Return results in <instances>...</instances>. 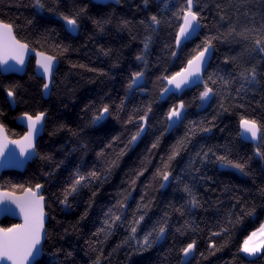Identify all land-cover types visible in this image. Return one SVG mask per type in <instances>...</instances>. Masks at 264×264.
<instances>
[{"label": "snow or ice", "instance_id": "snow-or-ice-1", "mask_svg": "<svg viewBox=\"0 0 264 264\" xmlns=\"http://www.w3.org/2000/svg\"><path fill=\"white\" fill-rule=\"evenodd\" d=\"M123 2L131 4L133 0ZM81 4L62 11L63 0H29L26 7L34 15L26 19V25L37 29L31 42L18 39L17 26L0 18V75L23 72L32 54L43 97L52 94L62 59L75 49L58 42L56 28L37 27L41 21L59 23L66 36L79 35L85 23L96 36L114 28L127 31L135 40L134 25L144 32L142 47L134 56L137 70H129L121 81L123 95L114 99L105 93L109 102L101 99L85 105L88 119L82 126L57 123L47 132L48 109L22 111L15 119L23 122L27 131L10 139L4 123L7 113L0 108V168H22L39 160L47 168L41 179L49 185L0 183V216L21 219L20 223L0 226V264H75V249L61 246L65 237L79 233L81 222L89 219L105 185L145 138L148 143L136 167L125 173L121 186L111 194L114 202L100 207V226L85 241L86 264H112L121 250L130 264L133 256L157 249H163L157 252L158 264H211V258L226 250L230 259L223 264L264 260V222L242 240H233L238 231L246 230V222L264 213V0H135L132 19L103 11L120 6L122 0H81ZM89 5L97 9L95 15L89 14ZM165 28L168 39L161 40ZM89 40L95 44L92 36ZM158 43L162 44L160 54L153 60ZM222 48L228 51L222 52ZM97 52L114 56L110 69H120L117 51L99 45ZM169 65L177 70H170ZM71 67L86 65L71 63ZM88 71L115 80L110 71ZM151 75H155L152 80ZM0 87L9 108L24 103L19 85ZM186 90L195 92L190 100L177 99L162 107ZM137 96L150 99L135 103ZM233 119L234 128L224 123ZM112 121L119 122L125 131L110 135ZM86 129L105 135L92 145ZM45 132L49 137L67 134L66 143L58 150L61 159L43 151ZM168 138L171 142L165 143ZM216 138L223 142H210ZM246 144L251 145V155L237 150L238 145ZM254 159L261 162L259 184L251 167ZM209 166L251 178L255 192L225 184L215 201L204 199L201 190L216 191L205 187L216 184L207 175ZM138 187L137 200L133 194ZM168 190L177 198L167 200L159 213L154 212L158 196ZM221 196H227V206ZM81 197H85L84 207L75 224L64 226L49 215L52 205L68 212ZM197 210L212 220H198ZM46 219L53 223V231L46 228ZM118 230L123 232L122 239L105 254V245Z\"/></svg>", "mask_w": 264, "mask_h": 264}, {"label": "trees", "instance_id": "trees-1", "mask_svg": "<svg viewBox=\"0 0 264 264\" xmlns=\"http://www.w3.org/2000/svg\"><path fill=\"white\" fill-rule=\"evenodd\" d=\"M88 0H83V3H87ZM29 3V0H0V18H4L10 22H13L17 26V38L24 40L26 42H31L36 28H32L26 25V19H32V11L26 7ZM65 8L61 10H66V8H71L74 5H81V0H63ZM135 0L131 4L125 3L122 0L120 6L112 5L110 7L103 8L104 12H115L117 16H124L128 19H132V11L134 10ZM91 9L90 15H95L97 12L96 8H93L89 5ZM170 15V14H169ZM140 17H137L139 19ZM36 23V21H34ZM54 27L58 30L60 35V41L64 44H70L74 51H70L65 59H62L59 71L56 76V87L52 89V94L46 99L41 95L40 91V80L35 75V61L31 59L28 69L23 76L16 75H0V85H12L16 84L21 87L22 100L24 103H18L15 109L9 108L5 104V92L3 87H0V108H2L7 113V118L4 120V123L7 126L8 134L10 138H19L25 130L16 123L15 117H17L22 111H34L41 108L48 109L50 113L49 125L47 132H50L57 123H66L72 128H77L82 126L88 119V116L83 111L85 105L99 103L101 99L104 102H109L105 93H110L115 99L118 95H123V90L121 87L122 79L127 76L129 70H137L135 68L134 56L142 47L140 41L144 35L143 29L138 25H134L132 34L136 35V39L133 40L131 35L127 31L117 32L114 28L104 34L103 36H96L93 32L92 26L88 23H85L82 27L81 32L77 36H66V34L61 30L59 23H45L40 22L37 27ZM89 36H92L95 40V44L89 40ZM161 40L168 39L167 28L160 33ZM103 45L106 48H112L117 51L120 57V69L111 70L110 65L115 59V57H104L97 52V47ZM34 46V45H33ZM162 44H157L154 46L152 59L154 60L156 55L160 54V48ZM192 45L188 46L190 49ZM188 49L185 50L184 55L187 54ZM222 52H227V48H222ZM52 54V53H49ZM184 55L181 57V61H177V64H180L184 58ZM71 63H78L86 65L85 68H72ZM170 70L175 71L176 68H172L170 65ZM215 63L213 64V68ZM88 68H97L103 69L106 72L111 73L115 77V80H110L102 76H98L95 73L89 72ZM212 69L210 68L209 71ZM159 75V73H155ZM155 75L149 77L150 80L155 78ZM151 88V85H149ZM195 95L194 91H185L182 95L173 96L167 102H165L162 107H167L168 104L175 102L177 99H184L185 101L190 100ZM150 97L144 96L136 97L135 103H138L143 100H148ZM118 103V99L116 100ZM131 107V105L129 106ZM195 106H193L194 108ZM211 109L209 110V112ZM200 115H205L201 113ZM224 123L235 126V120H226ZM223 126V125H221ZM134 130V129H133ZM87 132V139H89L92 145H95L99 142L101 138L104 137L105 133L96 130H85ZM125 129L119 122L112 121L109 125V134L116 135L123 133ZM47 132L44 133L41 143L43 144V151L52 153L56 156L57 159L62 157L59 155L58 150L64 145L68 139L66 133H59L57 136L49 137ZM178 132L177 135L181 134ZM219 137V134H217ZM171 138L166 139L165 143H170ZM211 143H222L223 141L219 138L213 139ZM148 143V139L140 143L133 152L129 153L128 156L122 161L121 169H119L112 177L109 184L105 185L104 194L99 197L98 203L94 206L93 210L90 212L89 219L87 221L81 222L79 233H73L65 237L62 247L73 250L75 249L74 259L75 264H86V258L83 253L86 250L85 241L90 238V235L95 231L96 227L100 226V207H107L110 203H113L112 193L118 190L121 186V180L125 179V173L136 167L138 163V157L144 152L145 147ZM241 155L247 154L251 155V145L246 144L244 146H239L237 149ZM252 169L256 173V183H261V174L260 167L261 162L257 160L252 161ZM44 171H47L46 166L39 160L33 161L29 164L24 172L8 171L4 172L0 183H19L30 185L34 183H45L46 181L41 179V175ZM147 175V174H146ZM207 175L212 176L213 180L216 181V184L205 185L206 188H216V191L211 190L205 192L200 191V195L206 200L215 201L218 196H220V190L225 184L235 186L238 188H248L255 192L253 188L251 178L241 177L236 173L227 172L223 170H218L214 166H209L207 169ZM143 179V178H142ZM55 191L56 189H51ZM139 187L137 192L133 194L135 199H139ZM46 197L49 195L48 192L43 193ZM85 197L78 198L80 203L73 202V209L64 212L61 210L60 206L52 205L53 211L49 212L50 216H55L57 221H60L64 226H70L76 223L79 219L80 213L83 211V199ZM177 197L172 195L171 190H168L163 196H158V207L154 209V212L159 213L163 209L164 204L169 199H176ZM221 199L225 201V206H227V196H221ZM259 202V201H258ZM51 203V201H48ZM134 206V204H133ZM46 211L48 209L46 208ZM196 218L204 219L206 221H211L212 217L205 216L199 210L196 212ZM175 219V218H174ZM260 222H264V213H260L257 219L246 222V230L241 233L237 232L233 240L234 242L242 240L244 235H247L249 232L253 231L256 227L259 226ZM11 223H18L15 220L5 218L1 222V226H10ZM203 227V224H201ZM46 228L49 231H53V223L49 220L47 221ZM55 228L59 229L60 225H55ZM123 237V232L118 230L116 234L105 245L104 251L105 254L111 251V249L119 243ZM54 241H51L53 243ZM171 241L164 245V248H167ZM47 247V246H46ZM163 251V249H157L149 252H145L141 256H133L130 264H158L157 252ZM235 251V248L232 249ZM218 258H211V264H223L224 260L230 259V255L226 250L223 254H217ZM112 264H129V262L124 259V250L119 251L112 258ZM239 264H249L247 260L239 262ZM254 264H264V260H256Z\"/></svg>", "mask_w": 264, "mask_h": 264}, {"label": "water", "instance_id": "water-1", "mask_svg": "<svg viewBox=\"0 0 264 264\" xmlns=\"http://www.w3.org/2000/svg\"><path fill=\"white\" fill-rule=\"evenodd\" d=\"M31 59H34V56H33L32 54H30L29 57L26 59L25 70H24L23 72L9 73V74H6V75L23 76V75L26 73L27 69H28V66H29V63H30ZM34 61H35V59H34ZM34 67H35V64H34ZM35 74H36V72H35ZM45 98L47 99L48 96L45 97ZM16 123H17L19 126H21L25 131H27V129H26V127L24 126L23 122H21V121H17V120H16ZM9 138H10V137H9ZM10 139H13V138H10ZM15 139H18V138H15ZM32 162H33V161H29V162H28L24 167H22V168H0V179H1V177H2V175H3L4 172H8V171L24 172V171L26 170L27 166H28L29 164H31ZM5 218H9V219L15 220V221H17L18 223L21 222V219H20L19 217H16V216H7V217H5V216H0V226H1V222H2V220L5 219ZM47 221H48V220L46 219V221H45V226H46V224H47Z\"/></svg>", "mask_w": 264, "mask_h": 264}, {"label": "bare ground", "instance_id": "bare-ground-1", "mask_svg": "<svg viewBox=\"0 0 264 264\" xmlns=\"http://www.w3.org/2000/svg\"><path fill=\"white\" fill-rule=\"evenodd\" d=\"M36 75V74H35Z\"/></svg>", "mask_w": 264, "mask_h": 264}]
</instances>
